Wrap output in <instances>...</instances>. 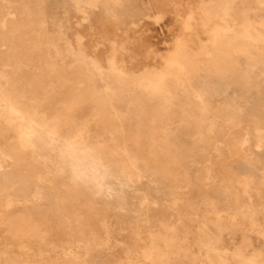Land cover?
<instances>
[{"label":"rangeland","instance_id":"rangeland-1","mask_svg":"<svg viewBox=\"0 0 264 264\" xmlns=\"http://www.w3.org/2000/svg\"><path fill=\"white\" fill-rule=\"evenodd\" d=\"M0 264H264V0H0Z\"/></svg>","mask_w":264,"mask_h":264},{"label":"bare ground","instance_id":"bare-ground-1","mask_svg":"<svg viewBox=\"0 0 264 264\" xmlns=\"http://www.w3.org/2000/svg\"><path fill=\"white\" fill-rule=\"evenodd\" d=\"M176 56V55H175ZM174 58V57H173ZM175 60V59H173ZM177 63L175 65V70H174V74H176L177 72H179L180 70L182 71V68H183V59H177ZM174 69V68H172ZM159 73V72H158ZM173 74V73H172ZM180 74V73H179ZM160 78L161 77H158V78H155L153 83L150 85V91L152 92H156L157 90H159V82H160ZM150 84V83H149ZM166 96V95H165ZM27 115V114H26ZM26 117V116H25ZM19 119V118H18ZM10 126V125H8ZM24 129V128H23ZM29 132V131H28ZM38 141V140H37ZM39 142V141H38Z\"/></svg>","mask_w":264,"mask_h":264}]
</instances>
